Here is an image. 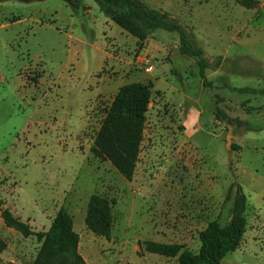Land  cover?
I'll list each match as a JSON object with an SVG mask.
<instances>
[{"label": "rangeland", "instance_id": "374dc122", "mask_svg": "<svg viewBox=\"0 0 264 264\" xmlns=\"http://www.w3.org/2000/svg\"><path fill=\"white\" fill-rule=\"evenodd\" d=\"M252 1L249 8L237 0L145 1L191 28L212 65L209 87L171 39L155 37L165 58L150 59V72L139 69L135 38L92 0L77 12L60 0L0 3V264L34 263L36 235L50 227L44 210L64 192L83 264H177L143 243H176L196 254L208 223L229 224L236 187L247 198L246 230L220 264H264V93L226 88L264 90V0ZM132 82L152 88L127 182L90 148L114 90ZM216 104L245 124L215 120ZM94 194L112 202L109 238L85 226ZM5 213L25 228L8 225Z\"/></svg>", "mask_w": 264, "mask_h": 264}, {"label": "trees", "instance_id": "16d2710c", "mask_svg": "<svg viewBox=\"0 0 264 264\" xmlns=\"http://www.w3.org/2000/svg\"><path fill=\"white\" fill-rule=\"evenodd\" d=\"M8 1L30 4L46 0H0V3ZM60 1L73 12L79 11L83 6L82 0ZM92 1L108 20L137 40L139 50L157 31L176 34L179 54L195 61L202 84L204 87L210 86L206 81L205 72L212 65L203 49L198 46L191 28L183 24L178 17L162 9L152 8L144 0ZM237 1L246 8L254 4L252 0ZM220 64L221 57H218L213 66L218 68ZM151 88L150 84L139 82L121 86L114 95L90 148L95 158L110 163L127 182L132 181L135 173ZM226 88L240 94L264 93V90L250 88ZM217 98L219 100V97ZM214 118L228 125L245 124L230 117L217 104ZM246 203V195L241 187H236L229 224L221 227L216 221L208 223L200 235V248L196 254L176 243L145 241L143 249L149 254L177 258V264H220L226 255L238 250L242 243L247 225ZM4 216L8 225L15 228L24 227L8 213ZM84 223L94 235L109 238L113 223L112 202L102 196L92 195L88 201ZM36 237L42 244L33 264H83L77 254L78 235L73 231L72 218L62 207L51 221L49 230L38 233ZM4 248L0 238V253Z\"/></svg>", "mask_w": 264, "mask_h": 264}, {"label": "crops", "instance_id": "0c3cea01", "mask_svg": "<svg viewBox=\"0 0 264 264\" xmlns=\"http://www.w3.org/2000/svg\"><path fill=\"white\" fill-rule=\"evenodd\" d=\"M147 1L148 0H144ZM85 8H83V13L85 14H91L93 12V6L91 5V3H86L85 4ZM106 18V17H105ZM108 20V19H107ZM110 21V20H109ZM105 23H107L108 25L110 24L108 21H104ZM111 22V21H110ZM155 37H160L163 41H166L165 39H171L175 42V45L173 46L174 49L178 48V38L177 37H172L171 35H166V34H159L158 32H155L152 37L146 41L143 45V47L139 50V55H146L148 57H150L151 60H157L160 59V61L162 59L165 58L166 55V48H161L160 46H157V44L154 43V38ZM135 43L137 45V40L135 39ZM176 56V55H175ZM251 59V58H250ZM253 60V59H252ZM162 62V61H161ZM164 73V72H163ZM151 74V73H150ZM150 82H152L153 87L157 88L158 85L160 84V80L159 77H155L153 78V80H149ZM132 83H136V82H132ZM141 83V82H139ZM144 84V83H143ZM121 86L117 87L116 90H114V95L116 94V92L118 91V89ZM113 95V96H114ZM65 193L64 192L60 198V201H58L57 203L54 202V200H52L51 204H48V209L44 210V217L45 219L48 221V225L50 226L51 221L53 220V218L55 217L56 213L58 212V210L62 207V203L64 201L65 198Z\"/></svg>", "mask_w": 264, "mask_h": 264}, {"label": "built area", "instance_id": "2783aa9c", "mask_svg": "<svg viewBox=\"0 0 264 264\" xmlns=\"http://www.w3.org/2000/svg\"><path fill=\"white\" fill-rule=\"evenodd\" d=\"M135 64L139 66V69H142L145 72H150L151 71V60L148 56L146 55H138L135 59Z\"/></svg>", "mask_w": 264, "mask_h": 264}]
</instances>
